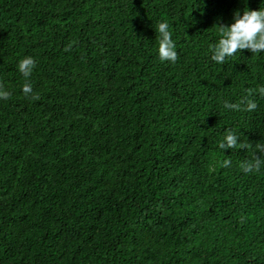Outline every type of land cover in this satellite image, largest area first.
Returning a JSON list of instances; mask_svg holds the SVG:
<instances>
[{
    "label": "trees",
    "instance_id": "trees-1",
    "mask_svg": "<svg viewBox=\"0 0 264 264\" xmlns=\"http://www.w3.org/2000/svg\"><path fill=\"white\" fill-rule=\"evenodd\" d=\"M245 8L0 0V264H264V53L211 59Z\"/></svg>",
    "mask_w": 264,
    "mask_h": 264
},
{
    "label": "clouds",
    "instance_id": "clouds-1",
    "mask_svg": "<svg viewBox=\"0 0 264 264\" xmlns=\"http://www.w3.org/2000/svg\"><path fill=\"white\" fill-rule=\"evenodd\" d=\"M220 36L217 42L211 46V59L218 64H224L225 61L233 57L237 51L249 50L254 53H264V8L259 10H250L245 8L242 12L236 11L230 25H219ZM156 32H158L157 53L161 62L175 63L177 60V50L172 33L169 30V24L166 21L158 23ZM36 61L33 57L23 58L18 65L19 71L25 76L30 77ZM33 92L32 85L26 83L23 87L25 96H30ZM264 94V87L260 89ZM10 92L0 86V99H7ZM224 107L227 109H239V104L225 102ZM257 108L254 100L246 101V110L253 111ZM238 136L232 131H228L221 141L223 147L225 142L227 146L234 147L237 145ZM245 171H252V167H246Z\"/></svg>",
    "mask_w": 264,
    "mask_h": 264
}]
</instances>
